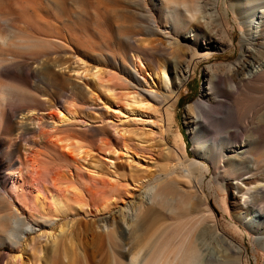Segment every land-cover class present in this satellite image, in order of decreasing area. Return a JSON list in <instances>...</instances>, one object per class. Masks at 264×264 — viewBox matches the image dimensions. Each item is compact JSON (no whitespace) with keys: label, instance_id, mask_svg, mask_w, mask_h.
<instances>
[{"label":"rangeland","instance_id":"obj_1","mask_svg":"<svg viewBox=\"0 0 264 264\" xmlns=\"http://www.w3.org/2000/svg\"><path fill=\"white\" fill-rule=\"evenodd\" d=\"M34 1L26 0L25 4L30 8L24 18L26 14L17 15L19 11L14 8L12 11L14 0H0V22L11 20L26 32L21 34L22 37L45 44L39 54L17 48L15 55L0 56V109L5 106V122L0 129V190L13 208L32 217L31 222L39 213L34 202L35 194L41 192L46 204H50V196L60 185L54 181L59 177L56 174L64 169L71 174L70 179L77 185L83 199L68 198L51 222L35 226L23 244L7 242L0 245V264H5L9 256L18 254L21 255L19 264H50L51 261L55 264H111L110 244L103 240L93 242L94 231H99V225L115 218L127 231L120 211L125 207L124 210L130 213L131 202L137 201L143 190L139 184L131 182L133 177L145 176L147 180L160 165L180 160L170 148L165 102L172 106L169 110L171 129L182 133L187 156L216 153L214 162L220 166L218 179L221 185L208 172L204 174L205 180L211 178L213 189L206 192H209V204L221 230L229 232L239 242H242L243 234L250 264H264L263 249L256 247L258 251L255 252L252 245L254 238L264 236V217L260 215L264 211V202L251 204L250 213L240 215L235 197L241 194L222 182L226 179L233 185L244 186L242 180L260 174L252 176L236 169L224 171L223 165L231 161L232 158L228 157L242 149L240 146L246 139L252 155L264 151V124L259 123L254 132L249 127L242 130L246 122L258 123L264 113V82L248 83L232 77L240 58L253 57L258 48L264 50V42L254 46V38L259 32L257 17L254 18L256 29L249 28V23L254 22L251 21L252 15L264 7V0H200L204 18L197 30L200 35L193 45L196 50L207 52L208 56L200 58L195 72L184 78L177 74L169 58L170 50L165 46L169 34L158 32L151 35L156 39V50L142 56L147 71L132 70L136 62L132 56L133 47L137 45L132 33L144 31L152 24L151 19L159 23L161 31L165 30L157 0ZM178 1L189 3L193 0ZM179 10L183 11V8ZM14 11L18 12L15 14ZM0 26V33L5 34L7 28L4 24ZM173 36L182 42V34ZM193 45L185 46V63L191 56L188 51ZM196 61L192 58L189 62ZM92 65L101 68L100 80L110 85L114 97H119L124 90L146 92L151 104L147 114L130 122H126L128 119L123 112V116L114 113L115 108L113 111L109 109L116 114L115 118L105 114L101 98L106 90L91 79L89 69ZM255 66H258L257 62ZM40 67L48 70L39 71ZM163 69L169 76L166 81L159 78ZM144 76L146 79L142 78ZM214 77H219V84L214 82ZM151 79L154 84L150 88L146 82ZM202 100L206 101V122L195 124L186 107L192 105L195 108ZM29 106L35 111L21 112L20 108ZM66 110L70 111L69 114ZM63 114L67 117L65 122L57 121L55 116ZM22 122L28 125L29 131L19 137ZM68 134L78 135L82 140L80 154L78 149L62 150L56 140ZM3 136H11L14 141L9 144ZM125 142L126 151L121 149ZM6 149L12 152L8 157L3 153ZM114 151L118 154H112ZM109 152L111 154H107ZM38 155H41L39 160ZM32 156L37 159L35 163ZM195 187L191 178L178 177L169 185L168 191L184 197L195 195V199L201 202L200 192H190L196 190ZM87 188L94 192L89 200ZM105 193H114L110 208L96 210L93 200ZM243 199L245 197L241 196L240 202ZM147 214L146 232L150 233L168 221V215L156 208L149 209ZM229 221H235L242 234L239 229V232L233 230ZM45 231L48 235L42 237ZM219 240L207 237L206 253L218 254L227 250V245ZM118 241L120 247H114L127 255L129 246L121 236ZM54 244L61 251L67 250L64 263L61 252L59 256L51 257Z\"/></svg>","mask_w":264,"mask_h":264},{"label":"bare ground","instance_id":"obj_2","mask_svg":"<svg viewBox=\"0 0 264 264\" xmlns=\"http://www.w3.org/2000/svg\"><path fill=\"white\" fill-rule=\"evenodd\" d=\"M157 1L158 3L156 6L159 11V17L161 22L165 24V30L161 31L159 23L154 19H151L152 24H150V26L144 31L139 30L132 33V37L137 43V45L133 47L134 53L132 56L135 57L136 62L134 63L132 70L137 72L138 70L144 72L147 71V67L142 56L146 57L148 52L150 55L151 50H156V39L151 38V35L154 32H158L160 34L164 33V35L169 34L167 36L168 38H166L167 43L165 44V46L170 50L168 53L169 58H171L173 61V64L177 70V74H180L184 78L188 74L195 72L197 62L200 60V58H206L208 56L207 52L198 51L193 45L196 44L197 38L200 35L197 30L200 26V22H203L204 18L203 13L201 14L203 5L200 0H193L189 3L179 2L178 0ZM215 1L218 2L223 0ZM25 2L26 0H14L12 4L13 6L11 5L12 11L14 9L19 11V13L16 11L17 15L21 13L26 14L23 16L24 18L27 16L28 9L30 8L29 6V8L27 7ZM34 2H36V0ZM179 8H183V11H180ZM214 12L215 9L213 12H210V14L212 15ZM206 14L207 13L204 15ZM216 15L219 16L218 13ZM254 15H252L251 21H254V18L257 17V26L259 29V32L254 38V46L257 47L264 42V7H262ZM31 18L33 17L31 16ZM34 19L32 20L34 21ZM191 23H193L192 26L190 25ZM0 24H4L7 28V32H4L5 34L0 33L1 57L2 55L6 54L15 55V49L17 48L30 51L32 54L41 53L45 44L43 46L41 43L35 42L33 39L22 37L21 34H25L26 32L14 25L11 20H4L3 23L0 22ZM254 24H256L255 21L253 23H249V26L251 25V27H249L251 30L255 27ZM0 28L2 29L1 26ZM174 34H182V42L174 38ZM191 45H193V47L188 51V53H191V58L189 57L187 63H185V46L188 47ZM19 55L20 54H18V56ZM192 58L194 60L196 59L197 61L195 63H190L189 61ZM256 62L258 66H255ZM160 65L165 66V64ZM93 68L94 70L92 71ZM47 70L48 69L43 67L39 69V71ZM89 70L91 79L95 81L98 87L105 88L104 90H106V94L107 92L109 94L106 95L103 93L101 101L103 99V106H105V108H103L104 113L110 115V118H115L117 113L123 112L125 115L124 117H127L128 119L125 121L130 122L139 120V116H144V114H147L146 111L151 108V104L149 103V96L146 92L124 90L119 95V97H114V95L111 93L110 85L108 86L107 83L104 84L101 82L102 80H100L102 73L101 68L98 65H92ZM155 75H157L156 72ZM162 75L159 74V78H161L163 81H166V79L169 78L164 69ZM233 75V79L239 77L243 82H264V50L258 48L253 53V57L248 56L240 58L236 63ZM142 78L146 79L145 76ZM214 80L215 83L218 82L217 84H219V77H214ZM146 84L151 88V84H154V81L152 79L151 82L147 80ZM0 90L2 93L1 87ZM100 97L101 96H98L97 98L100 99ZM165 105L168 109L165 113V119L168 124L167 130L171 140L170 148L171 151H174L177 154V157L180 160H177L176 162H166L160 165L157 172L147 180H145V176H138L136 178L133 177L131 182L139 184L140 189L142 188L143 190L137 201L133 200L131 202L133 206L131 208L132 210H130V213L124 210L125 207H123V209L120 211L122 220H124L126 223L127 231L122 228L115 218L109 220V222H105L102 226H98L100 227V230L94 231L95 235L92 238L93 242L103 240L105 243L108 242L110 244L111 264H250L248 260V247L243 242V231L240 229L241 227L239 228L235 221H229V226L232 227L233 230L236 232H239L238 229L241 230L242 242H239L234 236L230 235L229 232L221 230L220 222L216 218V215L209 204V192L213 189L211 178L213 177L216 179V183L219 186L221 185V181L218 179L220 174L218 169L220 166L217 162H214L216 153H212L209 156L199 153L196 157H194L193 154L191 157H188L185 153V140L182 133L179 130L174 131L171 129L172 116L171 113H169V110L172 109V106L168 102H165ZM205 105L206 101L202 100L195 108H193L192 105H188L186 107L189 116H192V121H195V124H197V122H203V124L206 122L204 121V116L207 112ZM1 107L0 129L5 122V106L2 105ZM110 108L112 111L113 108H115L116 111H114V113L116 114L111 113L109 110ZM20 109H22L21 112H24L25 110H27V112H32L33 110L35 111V109L31 108L30 106ZM68 109L70 110V108ZM66 111L69 114L70 111ZM57 115L55 118H57V121L59 122L64 121L67 118L64 116V114L60 116ZM121 116H123V114ZM137 117H139V119ZM259 123L260 125L264 124V113L262 117L259 118L258 123L254 124L253 122H246V126H244L242 130H246L247 127H249L251 131L254 132L255 127ZM27 126L28 125L26 123H21V133L18 135L19 137L24 136L29 131V127ZM195 130H197V128ZM1 133L2 132H0V138ZM227 137L225 139H228ZM6 138L9 144H11V141H14L11 136ZM6 138L4 137V139ZM56 140L60 143L62 150L67 149V151L72 148L78 151L82 145V140H80L78 135L68 134L64 137H57ZM246 144L247 139L243 145L240 146L242 149H240L236 155L228 157L232 159L223 165V169L224 171L236 169L238 171H244V173L250 174L252 176L257 175L259 172L260 174L254 178L242 180V184L244 186L239 184L233 185L226 179L222 181L223 184H227L237 193H240L241 196L245 197L242 202H240L241 196L235 197L236 203L238 205V213L245 216L250 213L251 204L257 205L264 202V151L252 155L250 152V146H246ZM121 149L125 151L128 149L126 142L121 145ZM80 150L78 151L79 154ZM3 153L8 157L12 152L6 149L3 151ZM107 154L111 153L109 152ZM112 154L118 153L114 151ZM40 156L38 155V160ZM107 156L109 157V155ZM31 159H33V163H35L34 161L37 160H35L33 156ZM41 160L44 161L42 157ZM59 167L61 168L63 166L60 165ZM206 172H208L211 176V178H208L207 180H205L206 175L204 174ZM56 175H59V177L57 176L58 178L54 181L56 183L59 182L60 185L57 187V190L55 191L56 193L50 196V204H46L41 192H37L35 194L34 202L38 206L39 213L35 216L33 215L36 220H33L32 222L30 221V218L32 217H30L24 211L18 212V209L13 208L14 205L10 201L6 200V195L4 194L6 197L5 198L0 190V245H3L7 242H10L14 245H19V243L23 244L26 240L25 238L27 234L30 233L35 226H43L45 223L49 221L51 222L52 217H55V214L64 208V204H66L68 198L83 199L82 194L77 190V185L70 179L71 174L66 173V169L62 170L60 174L57 173ZM178 177L191 178L195 181L196 190L192 189L190 192H200L202 196L201 202H198L197 199H195V195L184 197L180 193H172L168 191L169 185L172 183L174 184ZM127 186H129V184ZM260 187L262 189H260L261 191H258V188ZM254 190H256V192H252ZM86 191L90 196L88 198L89 200L91 196L94 195V192L91 188H87ZM71 192H73L74 195H71ZM113 194L114 193L103 194L102 196L93 200L92 205L96 208V210L99 209L100 211L109 209ZM151 208H156L165 212L168 215V221H164L160 226H158V228L149 233L146 232V219L148 216L147 212ZM262 209L264 210V207ZM260 215L264 217V211L261 212ZM47 235L48 233L45 231L43 232L42 237ZM120 236L123 237L125 245L129 246L127 255H124L115 248L120 247V241H118ZM207 237L220 238L219 241L224 242L227 245V250L222 253L219 252L218 254H208L210 251L207 250L208 253H206V248L204 245ZM252 245L255 248V252L258 251L256 247L263 249L264 252V236L254 238ZM60 252L63 262L64 258L67 257V250L64 249L61 251L57 244H54L53 252L50 255L51 257L53 256L55 258L59 256ZM83 254L84 257H86V254ZM20 258V254L9 256L5 264H19L18 262ZM255 258L256 260L258 259L257 256ZM50 264L55 263L51 261Z\"/></svg>","mask_w":264,"mask_h":264}]
</instances>
